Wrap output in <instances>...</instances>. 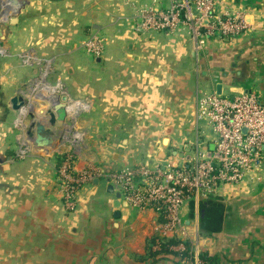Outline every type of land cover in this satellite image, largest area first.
I'll list each match as a JSON object with an SVG mask.
<instances>
[{"label":"crops","instance_id":"0c3cea01","mask_svg":"<svg viewBox=\"0 0 264 264\" xmlns=\"http://www.w3.org/2000/svg\"><path fill=\"white\" fill-rule=\"evenodd\" d=\"M20 1L11 23L10 5L0 0V264H184L174 253L148 251L155 211L121 196L115 207L107 176L179 163L197 143L212 150V130L192 110L197 95L214 91L213 77L220 94L251 92L264 103V0H217V10L244 9L249 27L210 37L198 51L182 24L173 32L138 28L137 10L166 0ZM93 31L103 36L98 56L83 48ZM60 93L67 116L50 128L54 149L36 154L25 130L30 120L45 124ZM13 95L26 101L24 111L10 109ZM75 137L85 141L75 147V169L100 175L79 186L75 209L65 212L56 158L73 151ZM216 191L182 204L187 237L205 264H264V180Z\"/></svg>","mask_w":264,"mask_h":264},{"label":"built area","instance_id":"2783aa9c","mask_svg":"<svg viewBox=\"0 0 264 264\" xmlns=\"http://www.w3.org/2000/svg\"><path fill=\"white\" fill-rule=\"evenodd\" d=\"M216 4L217 0H166L162 7L144 5L137 10L138 28L173 32L182 24L190 32L194 51L210 37L230 38L248 29L244 9L217 10ZM102 46V38L96 35L83 42L84 49L94 55ZM192 112L195 121L211 128L212 150H201L197 143L179 163L153 164L150 168L137 164L110 172L107 178L123 201L155 211L148 241L153 256L174 253L184 264H203L196 241L187 237L180 208L188 200L215 196L220 186L264 180V103L251 92L233 96L202 92L195 97ZM55 175L63 210L71 212L79 186L100 173L89 167L76 170L72 155L65 153Z\"/></svg>","mask_w":264,"mask_h":264},{"label":"water","instance_id":"95a60500","mask_svg":"<svg viewBox=\"0 0 264 264\" xmlns=\"http://www.w3.org/2000/svg\"><path fill=\"white\" fill-rule=\"evenodd\" d=\"M10 5V17L9 22L15 23L16 16L19 11L23 8L25 2H18V0H5ZM5 12L1 11V15ZM6 35L0 27V41L5 40ZM212 82L214 83V92L217 94L221 93L222 83L218 80L217 77H213ZM50 99L49 107L45 110L46 121L45 124L41 122L30 120L26 130L25 135L28 140L35 147L33 150L36 154H43L47 150L54 149L55 142L52 137L51 127H53L56 123H63L66 116V102L69 101L67 95L64 93L56 94ZM26 105V101L21 98V96L13 95L9 98V107L10 109L22 112L24 111V106ZM29 117H33L31 113L28 114ZM163 143L166 142V138H163ZM108 192H113L115 197L114 206H118V198L120 197L119 191H113L112 185L107 186ZM113 216L117 217L118 212L114 211Z\"/></svg>","mask_w":264,"mask_h":264},{"label":"rangeland","instance_id":"374dc122","mask_svg":"<svg viewBox=\"0 0 264 264\" xmlns=\"http://www.w3.org/2000/svg\"><path fill=\"white\" fill-rule=\"evenodd\" d=\"M94 33H90L89 34V36L87 37V38H89L90 36H94V35H96V37H101L102 38V43H103V36H101V35H99V34H97V32H95V31H93ZM87 39H85V41H86ZM84 41V42H85ZM84 48V47H83ZM2 52V48H0V54H2L1 53ZM100 52H101V50L99 51V53L98 54H96V55H94V54H92V53H89L91 56H98L99 54H100ZM201 122H203V121H201ZM75 132H79L81 135L83 134V132L82 131H80V130H76ZM74 132V133H75ZM213 133V132H212ZM84 143H85V141H84V137H82V139L81 140H77V142L75 143L74 142V149H72L73 151V153L70 151V150H66V151H59V153H61L62 155L63 154H65V153H69V154H71L72 156H73V159H74V156H76L77 155V152H76V149H75V147L76 146H79V147H82V146H84ZM67 146H68V148H72L70 145H68L67 144ZM77 148V147H76ZM80 149V148H79ZM61 155L59 154L58 156H57V158H56V160L57 159H60L61 157H60Z\"/></svg>","mask_w":264,"mask_h":264},{"label":"trees","instance_id":"16d2710c","mask_svg":"<svg viewBox=\"0 0 264 264\" xmlns=\"http://www.w3.org/2000/svg\"><path fill=\"white\" fill-rule=\"evenodd\" d=\"M199 254H200L199 256H200L201 260L203 261V264H205L207 256L205 255L204 251L203 252L200 251Z\"/></svg>","mask_w":264,"mask_h":264}]
</instances>
